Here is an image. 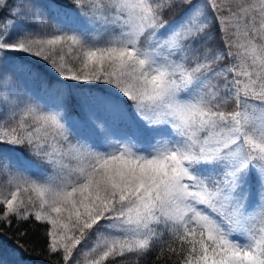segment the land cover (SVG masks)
Here are the masks:
<instances>
[{
	"label": "snow or ice",
	"instance_id": "6c2138e0",
	"mask_svg": "<svg viewBox=\"0 0 264 264\" xmlns=\"http://www.w3.org/2000/svg\"><path fill=\"white\" fill-rule=\"evenodd\" d=\"M0 172L53 264H264V0H0Z\"/></svg>",
	"mask_w": 264,
	"mask_h": 264
},
{
	"label": "trees",
	"instance_id": "16d2710c",
	"mask_svg": "<svg viewBox=\"0 0 264 264\" xmlns=\"http://www.w3.org/2000/svg\"><path fill=\"white\" fill-rule=\"evenodd\" d=\"M62 2L67 3L68 0H62ZM242 0H217V3L221 4L223 7H227L229 4L232 6L233 10H237V6L239 3H241ZM179 14V13H177ZM209 17L213 15L211 10L208 11ZM173 14H168L166 16V19H173ZM23 24H30V20H24L22 21ZM48 29H51V21L48 23ZM211 44L214 48H222L224 41L221 38V32H220V25L213 24L211 28V35L209 37ZM259 42V41H258ZM41 67V71H44L46 74H48V70L43 67V62L41 61L38 65ZM234 108V101L230 100L225 105V110L231 111ZM33 160H35V157H32ZM5 185L2 186V188ZM8 186V185H7ZM6 186V187H7ZM6 187L0 189V198L5 196ZM42 225H39L38 222H36L34 219H32L29 222H25L20 226L18 229L15 226V222L13 223L12 228H7L4 230L3 233H0V252H6L9 251L12 253V255L16 258L18 263L20 264H53L52 261L47 259V253L46 251L43 252L41 255H36L35 252L32 251V248L34 247L36 252H40L42 249L45 248L44 240L41 238L42 233ZM20 230H26L27 235L24 237L19 238L20 243L27 244L29 246V251H24L17 245V238H18V231ZM57 259L60 260V264H63V261L61 258L57 257ZM81 264H86L85 261H83V258L79 259ZM119 260V258H117ZM106 264H114V261L109 258ZM125 264H135V257L129 256L125 260ZM143 264V262H141Z\"/></svg>",
	"mask_w": 264,
	"mask_h": 264
},
{
	"label": "rangeland",
	"instance_id": "374dc122",
	"mask_svg": "<svg viewBox=\"0 0 264 264\" xmlns=\"http://www.w3.org/2000/svg\"><path fill=\"white\" fill-rule=\"evenodd\" d=\"M249 2H250V0H249ZM38 93L42 99L46 100L49 103L51 102L50 100H48V97L44 94L42 89L38 88ZM10 181H11V177L8 175V173L0 172V189L2 188L3 185H5L3 188H5L8 185L6 187L5 196H7L11 191L15 190L12 183H10ZM27 195H33L34 196V194H32V193L25 194L23 197L25 200H27ZM252 203H255V196L253 197ZM92 244H93V241H89L88 246L91 247ZM81 258H83V261L86 262V259L83 255L82 251L80 254H77V259H81ZM0 262H2V264H20V263H18L16 258L12 255V253H10L9 251L0 252Z\"/></svg>",
	"mask_w": 264,
	"mask_h": 264
}]
</instances>
